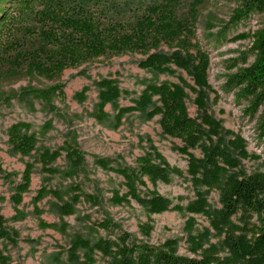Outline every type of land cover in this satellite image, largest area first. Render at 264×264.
Returning a JSON list of instances; mask_svg holds the SVG:
<instances>
[{
	"label": "rangeland",
	"instance_id": "374dc122",
	"mask_svg": "<svg viewBox=\"0 0 264 264\" xmlns=\"http://www.w3.org/2000/svg\"><path fill=\"white\" fill-rule=\"evenodd\" d=\"M235 7L233 2L208 0L186 51L163 44L151 50L149 54L171 57L177 52L187 57L186 62L169 63L166 72L140 68L147 57L142 54L100 57L63 72L58 82L64 100L55 101L53 111L29 97L0 104V165L3 171L17 174L12 184L0 179V215L6 219L9 237L16 233L12 241L0 239V256L9 264H81L82 254L69 253L68 237L81 235L92 244L113 239L119 231L105 233L99 228L108 219L120 231L149 245L174 242L180 256L211 253L236 263L228 234H238L245 218L224 215L223 198L236 178L264 180V145L256 140L254 122L229 88L238 69L253 62L251 35L262 27L263 19L256 14L247 22L232 24ZM201 71L205 84L199 81ZM102 80L113 81L119 92L118 99L105 107V117L96 109L97 84ZM54 83L24 79L4 83L0 91ZM161 84L184 90L187 116L201 129L195 146L184 148L180 140L165 136L160 116H149L152 107L159 106L157 96H151L144 108L127 112L116 126L119 110L135 107L146 89ZM17 122L30 124L37 133L36 148L28 157L10 152L6 133ZM66 141L81 153L82 167L67 163L61 151ZM218 145L222 150L215 148ZM44 149L61 154L51 165V174L39 162ZM146 155L152 156L153 163L158 158L168 167L143 177L136 160ZM25 163L33 166L28 192L19 206L25 218L13 221L10 196ZM130 171L137 173V183L126 175ZM152 193L166 201L164 208H149ZM39 221L63 223L66 228L43 229ZM90 261L107 264L98 254Z\"/></svg>",
	"mask_w": 264,
	"mask_h": 264
},
{
	"label": "trees",
	"instance_id": "16d2710c",
	"mask_svg": "<svg viewBox=\"0 0 264 264\" xmlns=\"http://www.w3.org/2000/svg\"><path fill=\"white\" fill-rule=\"evenodd\" d=\"M208 0H0V85L14 84L24 79H40L55 82L44 88L22 87L18 90L0 91V104H8L18 97H29L39 101L47 110L55 107V101H63V87L59 79L68 69L93 62L100 57L142 54L147 56L139 67L153 72H166L169 63L186 62L187 57L175 52L171 57L152 53L161 44L171 49L186 51L201 8ZM235 3L230 21L232 24L247 22L252 15L263 19L262 27L252 36L249 49L253 62L239 68L230 87L237 103L243 104L245 115L254 122L256 140L264 145V0H225ZM185 55H189L186 52ZM190 56V55H189ZM205 62V61H204ZM207 67V62L202 64ZM199 81L206 82L205 72H198ZM100 93L96 109L105 117L104 109L119 97L113 81L102 80L97 84ZM230 89V90H231ZM151 96H157L159 106H153L149 116H160L162 133L178 139L184 148L198 144L202 136L200 127L188 118L184 106L185 93L180 86H150L135 107L121 109L115 114L116 126L127 112L137 106H147ZM10 152L21 158L35 150L38 138L32 126L17 122L7 130ZM216 149L222 150L218 145ZM61 151L69 166L82 167V155L69 141L63 143ZM219 153V152H218ZM153 154V152L151 153ZM61 156L58 150H42L39 162L47 174L54 172L51 165ZM155 156V155H154ZM157 156V155H156ZM146 155L136 160L143 177L168 167L156 158ZM33 166L24 164L19 182L13 186L10 202L14 215L11 220H22L25 215L19 206L31 183ZM147 172H150L147 174ZM124 174V171H120ZM133 182L137 173H126ZM17 177L1 169L0 179L12 184ZM149 208L162 209L166 201L155 193L150 195ZM224 215L239 214L245 218L238 234H228L229 243L236 254L235 264H264V180L249 176L234 179L223 198ZM70 207H67V210ZM6 219L0 215V239L14 240L16 233L5 230ZM43 229L62 231L66 225L46 224L39 221ZM99 228L105 233L115 230V238H105L92 244L81 235H71L69 253L82 254L83 263L98 254L107 264H231L217 254L202 253L185 257L177 254L174 242L167 241L158 246L138 240L132 234L122 232L112 221L106 219ZM78 259V257H76ZM0 264H9L0 256Z\"/></svg>",
	"mask_w": 264,
	"mask_h": 264
}]
</instances>
